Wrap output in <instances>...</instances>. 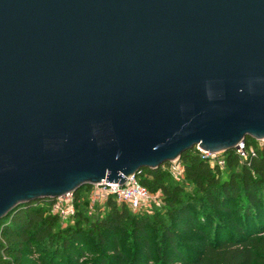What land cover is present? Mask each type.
<instances>
[{
  "label": "water",
  "instance_id": "obj_1",
  "mask_svg": "<svg viewBox=\"0 0 264 264\" xmlns=\"http://www.w3.org/2000/svg\"><path fill=\"white\" fill-rule=\"evenodd\" d=\"M248 139L264 0H0V222Z\"/></svg>",
  "mask_w": 264,
  "mask_h": 264
},
{
  "label": "trees",
  "instance_id": "obj_2",
  "mask_svg": "<svg viewBox=\"0 0 264 264\" xmlns=\"http://www.w3.org/2000/svg\"><path fill=\"white\" fill-rule=\"evenodd\" d=\"M257 144L247 140L257 153L242 165L235 151L225 153L227 167L238 168L228 178L188 151L181 160L189 187L168 186L170 174L164 166L142 170L141 185L150 194L161 191L167 219L159 213L152 218L132 214L110 197L109 212L89 231L78 221L70 232L58 233L60 218L50 214L55 201L21 207L0 222V264L3 258L22 264L25 253L34 250L47 254L45 264H80L92 238L100 249L93 264H264V145ZM74 196L78 201L79 193ZM192 246L198 247L193 253Z\"/></svg>",
  "mask_w": 264,
  "mask_h": 264
},
{
  "label": "rangeland",
  "instance_id": "obj_3",
  "mask_svg": "<svg viewBox=\"0 0 264 264\" xmlns=\"http://www.w3.org/2000/svg\"><path fill=\"white\" fill-rule=\"evenodd\" d=\"M257 147H261V145L258 143ZM241 165L244 164V160L240 159ZM184 167V164H183ZM165 169V168H164ZM185 170V169H184ZM222 173L225 177H229L233 172L238 171V168H234L230 170L228 167H225L224 169H221ZM170 174V173H169ZM168 186H175V185H183L185 187H189L190 184L187 180L185 171L181 176H173L170 174V177L167 181ZM195 192V190H194ZM100 191L97 188L94 187H84L79 191V198L78 201L74 199V202L72 204L74 208V215H70L68 217L63 216L59 217L60 221L56 225V232H70L73 227H75L80 221V224L82 226V230L89 231L90 226L92 223L102 219L106 216V214L109 212V206L107 204V200L104 198H101L98 196ZM152 200L148 207L143 210L134 211L129 207V210L132 214H144L148 217H154L157 213H159L160 217L166 218V206L164 202L161 199V191H157L156 193H152ZM67 204H64V208L67 209ZM50 214L53 216L55 215L52 210L50 211ZM68 230V231H67ZM153 243H155L156 238L151 239ZM130 245V238L128 239ZM43 248L46 250L48 248V241L43 242L42 244ZM122 248H125L124 243L122 242L121 245ZM86 255L80 258V264H93L94 261H96L99 258L100 249L98 248V242L92 238L89 240L87 246H86ZM198 249L195 246H192L190 248V252L193 253ZM14 258H3V263H10V264H17L14 260ZM49 257L43 250L40 251H32L25 253V256L22 260V264H45V261L48 260ZM54 264H62L60 261H54Z\"/></svg>",
  "mask_w": 264,
  "mask_h": 264
},
{
  "label": "built area",
  "instance_id": "obj_4",
  "mask_svg": "<svg viewBox=\"0 0 264 264\" xmlns=\"http://www.w3.org/2000/svg\"><path fill=\"white\" fill-rule=\"evenodd\" d=\"M258 143L261 145V147L264 145V142ZM234 151L240 159L248 161L250 156L256 155L257 148L253 145H247L246 141L244 144L240 145L238 150ZM192 153L197 154L208 161L213 168L219 167L220 169H224L227 167L225 153L211 154L209 152L203 151L199 147H195L192 150ZM164 168L173 176H181L185 171V167H183V162L181 159L164 165ZM94 188H97L100 191L98 194L99 197L106 200H108L110 197H113L118 203L126 204L134 211L146 209L152 200V195L147 188L141 185L138 177L128 179L127 183L123 187L119 186V184L104 183L101 187ZM74 199V195H68L64 198L55 200L52 206V212L59 217H68L70 215H74L75 212L72 206ZM65 203L68 205L67 209L64 208Z\"/></svg>",
  "mask_w": 264,
  "mask_h": 264
}]
</instances>
